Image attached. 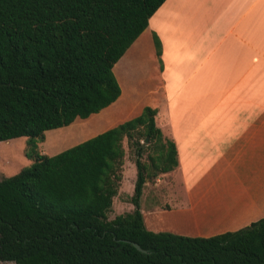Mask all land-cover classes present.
<instances>
[{
  "label": "trees",
  "instance_id": "16d2710c",
  "mask_svg": "<svg viewBox=\"0 0 264 264\" xmlns=\"http://www.w3.org/2000/svg\"><path fill=\"white\" fill-rule=\"evenodd\" d=\"M166 0H0V142L86 120L122 95L114 67ZM160 56L162 45L155 34ZM157 108L0 179V261L16 264H264V217L209 237L147 228L148 180L178 166ZM135 148L132 211L109 217ZM148 143H142L147 140ZM157 154L144 162L146 146ZM137 242L145 251L139 250Z\"/></svg>",
  "mask_w": 264,
  "mask_h": 264
},
{
  "label": "crops",
  "instance_id": "0c3cea01",
  "mask_svg": "<svg viewBox=\"0 0 264 264\" xmlns=\"http://www.w3.org/2000/svg\"><path fill=\"white\" fill-rule=\"evenodd\" d=\"M140 54L150 58L141 97L178 152L145 211L141 202L147 228L209 237L263 218L264 0H166L116 63L121 79ZM121 99L123 88L112 105ZM142 107L123 111L133 118Z\"/></svg>",
  "mask_w": 264,
  "mask_h": 264
},
{
  "label": "rangeland",
  "instance_id": "374dc122",
  "mask_svg": "<svg viewBox=\"0 0 264 264\" xmlns=\"http://www.w3.org/2000/svg\"><path fill=\"white\" fill-rule=\"evenodd\" d=\"M126 69L122 72L121 76L118 74V66L115 67L114 72L123 88L125 93V102L119 100L118 105H112L106 109H103L93 117L82 120L79 119L69 126H64L58 129L49 130L46 132L44 139H36L34 141L35 147L30 145V140L27 137H20L12 139L11 141L0 142V179L3 177L11 176L19 172L22 168L29 166L33 163V159L27 157V151H38L39 153L54 155L64 149H67L75 144L88 140L95 135L109 129L110 127L118 126L129 119L125 116L123 110L128 109L131 106L132 101L137 100L140 105L144 107L150 106L146 103V100L141 97L144 94L145 84L148 78V69L150 67V58L146 55H139L129 63ZM150 79V78H148ZM133 96H127V93H132ZM132 95V94H131ZM119 113H115L117 111ZM142 113V112H140ZM118 117H120L118 119ZM149 141L142 140V143H148ZM126 148V156L123 171V180L119 193L114 198L113 210L109 213V217L112 219L118 214L128 212L131 206L130 197L134 194L135 183L137 180V167L135 162V148L129 147L128 140L124 142ZM149 154L156 155L157 147L154 143L150 146H146L143 161H149ZM157 178L148 180L144 188L145 198L142 199V207L145 211L148 206L147 196L150 192V187L156 182ZM150 182V185L147 183ZM150 186V187H149ZM133 207V205H132ZM0 264H16L12 261H0Z\"/></svg>",
  "mask_w": 264,
  "mask_h": 264
},
{
  "label": "water",
  "instance_id": "95a60500",
  "mask_svg": "<svg viewBox=\"0 0 264 264\" xmlns=\"http://www.w3.org/2000/svg\"><path fill=\"white\" fill-rule=\"evenodd\" d=\"M147 141H148V139H147ZM133 244H134L139 250H141V251H145V250L141 247V245H140L139 243H137V242H133Z\"/></svg>",
  "mask_w": 264,
  "mask_h": 264
}]
</instances>
